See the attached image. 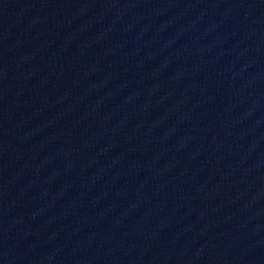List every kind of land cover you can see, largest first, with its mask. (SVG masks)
I'll return each instance as SVG.
<instances>
[{"label": "water", "instance_id": "1", "mask_svg": "<svg viewBox=\"0 0 264 264\" xmlns=\"http://www.w3.org/2000/svg\"><path fill=\"white\" fill-rule=\"evenodd\" d=\"M0 264H264V0H0Z\"/></svg>", "mask_w": 264, "mask_h": 264}]
</instances>
